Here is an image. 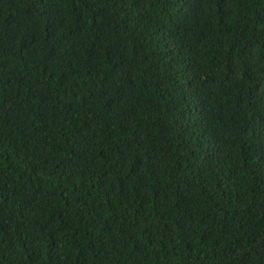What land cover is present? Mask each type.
<instances>
[{
    "label": "trees",
    "instance_id": "1",
    "mask_svg": "<svg viewBox=\"0 0 264 264\" xmlns=\"http://www.w3.org/2000/svg\"><path fill=\"white\" fill-rule=\"evenodd\" d=\"M0 264H264V0H0Z\"/></svg>",
    "mask_w": 264,
    "mask_h": 264
}]
</instances>
